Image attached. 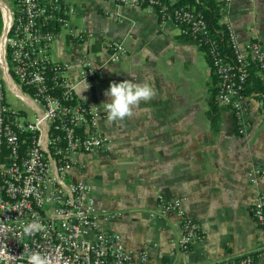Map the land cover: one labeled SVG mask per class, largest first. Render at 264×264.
Masks as SVG:
<instances>
[{"label":"crops","instance_id":"0c3cea01","mask_svg":"<svg viewBox=\"0 0 264 264\" xmlns=\"http://www.w3.org/2000/svg\"><path fill=\"white\" fill-rule=\"evenodd\" d=\"M68 1L74 7L71 23L91 30L96 41L60 35L51 54L69 64L74 78L85 58L96 71L93 85L104 114L98 127L111 148L77 156L82 166L73 177L91 184L98 210L115 213L103 226L121 235L137 263L146 249L149 264H217L244 253H255L254 264H264L263 235L251 214L257 194L264 191V177L252 185L246 175L252 164L264 168V95L247 93L244 134L237 132L232 112L219 105L214 125L209 87L218 83L195 39L181 41L177 28L160 24L149 8ZM117 14L120 21L111 18ZM227 18L242 41L254 38L264 44V0H232ZM101 39L124 44L128 59L110 62ZM0 74H5L1 65ZM128 79L149 83L155 95L141 101L131 117L109 121L103 103L110 98L104 93L111 82ZM84 90L77 87L90 102V91ZM159 194L180 198L186 214L202 227V237L188 251L175 244L178 215L150 216Z\"/></svg>","mask_w":264,"mask_h":264},{"label":"built area","instance_id":"2783aa9c","mask_svg":"<svg viewBox=\"0 0 264 264\" xmlns=\"http://www.w3.org/2000/svg\"><path fill=\"white\" fill-rule=\"evenodd\" d=\"M107 1L149 8L160 24L171 22L179 35L204 45L218 83L215 103L232 112L237 132L244 134L249 105L245 89L251 69L264 83V44L254 38L242 41L229 24L227 7L232 0L217 1L231 55H225L211 38L204 15L194 8L173 6L172 0ZM0 11V65L5 68V74H0V264H26L19 256L33 250L50 264H149L146 249L137 263L121 235L103 226L102 221L115 213L98 210L91 184L73 177V170L82 166L77 156L107 151L111 140L98 127L104 116L99 103L77 93L78 86L86 90L84 81L90 91L96 76L93 66L85 58L74 78L68 63L53 59L52 43L60 35L88 43L96 41L94 33L71 23L74 7L68 0H1ZM111 18L120 21L118 14ZM99 43L110 62L128 59V49L121 42L101 39ZM9 91L19 102L9 100ZM246 175L255 185L264 177V168L252 164ZM169 213L180 217L175 244L188 251L202 237V227L186 214L180 198L159 194L150 216ZM251 214L264 241V191L257 194ZM34 219L47 230L23 234L21 225ZM216 263L254 261L252 253H244Z\"/></svg>","mask_w":264,"mask_h":264},{"label":"clouds","instance_id":"9594fccd","mask_svg":"<svg viewBox=\"0 0 264 264\" xmlns=\"http://www.w3.org/2000/svg\"><path fill=\"white\" fill-rule=\"evenodd\" d=\"M84 82L88 88V84L86 81ZM104 95L110 98L109 102L103 103L107 112V118L109 121H117L131 117L133 115V109L141 101L150 100L155 95V90L147 82L135 83L128 79L119 83L111 82ZM21 228L25 235H33L37 232H45L47 230L45 225L35 219L22 224ZM19 257L26 260V264H50L48 258L35 250L27 254L23 253Z\"/></svg>","mask_w":264,"mask_h":264},{"label":"trees","instance_id":"16d2710c","mask_svg":"<svg viewBox=\"0 0 264 264\" xmlns=\"http://www.w3.org/2000/svg\"><path fill=\"white\" fill-rule=\"evenodd\" d=\"M173 6H189L191 8H194L196 11H200L208 24V30H209V34L211 35L212 39H215L219 48L222 49L223 53L225 55H231V51L230 48L228 46V33H227V29L225 28V24L221 22V17H220V13H219V8L217 5L216 0H176L173 3ZM2 28V16H1V11H0V31ZM179 39L183 42L186 41H192L189 38H184L179 36ZM200 48L203 50L204 52V45ZM205 53V52H204ZM206 55V54H205ZM206 60L210 65V59L209 57L206 55ZM211 68V65H210ZM212 70V69H211ZM251 75H250V80L252 78V83L247 84L245 92L246 93H261L264 95V83L259 80V79H255L253 78L254 75V71L253 69H251ZM217 80V79H216ZM214 81V79H213ZM210 88V93H211V98L209 101V106H210V117L214 123V125H216L217 122V114H215V110H216V103L214 100V94L217 90V87H215V84L213 82V84L209 87ZM256 255L255 253L253 254V261H255Z\"/></svg>","mask_w":264,"mask_h":264},{"label":"water","instance_id":"95a60500","mask_svg":"<svg viewBox=\"0 0 264 264\" xmlns=\"http://www.w3.org/2000/svg\"><path fill=\"white\" fill-rule=\"evenodd\" d=\"M90 102L99 103V100L97 98V93H96V87H95V85H92L90 87Z\"/></svg>","mask_w":264,"mask_h":264},{"label":"rangeland","instance_id":"374dc122","mask_svg":"<svg viewBox=\"0 0 264 264\" xmlns=\"http://www.w3.org/2000/svg\"><path fill=\"white\" fill-rule=\"evenodd\" d=\"M1 1V0H0ZM2 37H3V23H2V28L0 31V45L2 44ZM76 42H73V44H75ZM15 98H12V100H14Z\"/></svg>","mask_w":264,"mask_h":264},{"label":"bare ground","instance_id":"6f19581e","mask_svg":"<svg viewBox=\"0 0 264 264\" xmlns=\"http://www.w3.org/2000/svg\"><path fill=\"white\" fill-rule=\"evenodd\" d=\"M217 2V1H216ZM184 37V36H183ZM200 47V46H199Z\"/></svg>","mask_w":264,"mask_h":264}]
</instances>
